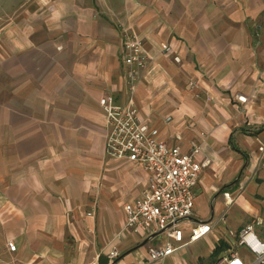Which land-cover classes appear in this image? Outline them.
Returning <instances> with one entry per match:
<instances>
[{"label":"crops","instance_id":"1","mask_svg":"<svg viewBox=\"0 0 264 264\" xmlns=\"http://www.w3.org/2000/svg\"><path fill=\"white\" fill-rule=\"evenodd\" d=\"M1 8L0 264L168 259L147 256L165 242L150 244L160 232L124 229L123 205L141 197L148 175L105 153L103 96L121 106L132 100L159 140L182 152L199 147L195 159L209 162L180 226L187 240L194 225L211 221L216 245L188 260L178 256L186 245L170 256L175 264H217L235 249L229 234L214 232L228 208L239 204L246 216L233 234L264 213L256 205L264 204V0H9ZM125 29L148 58L132 86ZM220 241L227 248L213 257Z\"/></svg>","mask_w":264,"mask_h":264},{"label":"built area","instance_id":"2","mask_svg":"<svg viewBox=\"0 0 264 264\" xmlns=\"http://www.w3.org/2000/svg\"><path fill=\"white\" fill-rule=\"evenodd\" d=\"M122 48L124 62L128 66L127 78L132 86L138 82L148 58L142 41L126 29L123 30ZM161 48L164 52L171 49L166 43H162ZM173 61L180 62L179 56H174ZM187 85L189 88L195 87L192 81ZM237 100L244 102L245 97L238 96ZM99 105L105 117V153L113 159H124L140 165L148 175L141 197L124 204L123 210L126 216L125 230L146 235L164 232L165 242L162 245L148 247L149 261H163L180 248L208 235L212 229L211 221L194 225L187 240H184L180 226L181 222L192 216L194 188L203 167L209 163L208 160L198 162L195 159L199 147H194L191 152H182L179 145H169L159 140L158 127L149 121L139 120L132 100L126 106H121L115 104L111 96H103ZM169 119L166 118L167 121ZM176 139L180 140V136L177 135ZM259 150L262 151L263 147H259ZM224 197L227 202L230 201L227 192ZM235 236V245L244 249L252 259L245 260L235 249H230L222 254L217 264H264V213L239 228ZM233 242L232 238H228L231 246ZM7 248L15 251V243L8 241ZM117 257V250L110 251V261Z\"/></svg>","mask_w":264,"mask_h":264},{"label":"rangeland","instance_id":"3","mask_svg":"<svg viewBox=\"0 0 264 264\" xmlns=\"http://www.w3.org/2000/svg\"><path fill=\"white\" fill-rule=\"evenodd\" d=\"M13 1V0H12ZM8 2L9 0H0V10L2 11L1 7H7L8 6ZM0 18H4V16L0 15ZM233 191V190H231ZM261 191V188L259 190V192ZM248 192L249 190H246L243 193L244 197L248 196ZM264 192V191H263ZM202 198V197H201ZM256 203L254 202V205ZM218 205V202H216V207ZM257 207L259 208V210L262 211L264 210V204L258 202ZM216 217L218 216L217 213L214 214ZM246 221V216L244 211L242 210V207L238 204H233L228 208V212H227V218H226V222L225 224L222 222H219L216 224L215 226V234L218 235L219 233H224L225 235L229 234L232 239L234 240L233 242V247L238 251V253L243 257L244 255H246L244 249L238 247L237 245H235L236 243V236L235 234H233L234 229L237 227L236 225L238 224H243ZM165 239V234L164 232H160L158 233L154 238L150 239V244L156 243V242H163ZM216 245V241L215 238L212 235H208L205 236L202 239L197 240V242H193L192 244H190L188 247H186L184 250L180 251L178 256L179 258H184V259H189V256H193V257H207L209 256V249H211V247H214ZM178 258V257H177ZM177 263V262H176ZM163 264H175V258H171L168 257V259H166Z\"/></svg>","mask_w":264,"mask_h":264},{"label":"trees","instance_id":"4","mask_svg":"<svg viewBox=\"0 0 264 264\" xmlns=\"http://www.w3.org/2000/svg\"><path fill=\"white\" fill-rule=\"evenodd\" d=\"M221 242V241H220ZM224 248H227V245L222 241L220 243V246L216 247L212 253L213 257H217V255L220 253L221 250H223ZM115 264V263H114Z\"/></svg>","mask_w":264,"mask_h":264}]
</instances>
